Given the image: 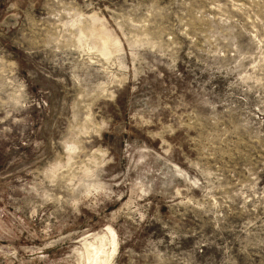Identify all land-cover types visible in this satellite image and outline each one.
<instances>
[{"label":"rangeland","instance_id":"1","mask_svg":"<svg viewBox=\"0 0 264 264\" xmlns=\"http://www.w3.org/2000/svg\"><path fill=\"white\" fill-rule=\"evenodd\" d=\"M87 243L264 264V0H0V264Z\"/></svg>","mask_w":264,"mask_h":264},{"label":"bare ground","instance_id":"2","mask_svg":"<svg viewBox=\"0 0 264 264\" xmlns=\"http://www.w3.org/2000/svg\"><path fill=\"white\" fill-rule=\"evenodd\" d=\"M108 231H109L110 235H112L114 237V233H112V231L110 229H108ZM99 240H101V239H99ZM102 242H103V240H102ZM112 244H113V241H112ZM85 251H86L85 252L86 262L88 264H101V263H103L104 252H103L101 246L97 248L96 245L94 247V245L92 246L91 244L87 243Z\"/></svg>","mask_w":264,"mask_h":264}]
</instances>
